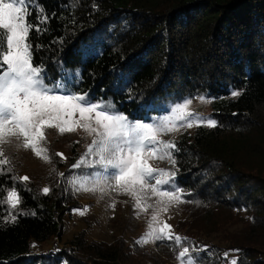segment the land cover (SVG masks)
Masks as SVG:
<instances>
[{
  "label": "trees",
  "instance_id": "trees-1",
  "mask_svg": "<svg viewBox=\"0 0 264 264\" xmlns=\"http://www.w3.org/2000/svg\"><path fill=\"white\" fill-rule=\"evenodd\" d=\"M32 7L29 23L39 22L41 8L48 17L29 37L45 84L70 72L74 95L112 104L131 122L151 123L185 99L208 101L216 126L173 140L176 163L167 169L176 171L185 207L175 228L187 240L165 242L175 259L184 248L199 255L196 264H264V0H37ZM50 160L48 194L3 166L0 198L15 190L20 203L0 206V264H120L150 249L88 239L82 230L43 253L77 205L62 180L70 168L58 175L75 157ZM145 255L143 264H158Z\"/></svg>",
  "mask_w": 264,
  "mask_h": 264
},
{
  "label": "snow or ice",
  "instance_id": "snow-or-ice-1",
  "mask_svg": "<svg viewBox=\"0 0 264 264\" xmlns=\"http://www.w3.org/2000/svg\"><path fill=\"white\" fill-rule=\"evenodd\" d=\"M36 3L37 0H0V157L3 144L14 140L17 148L30 149L37 157L50 162L47 149L41 146L46 140L45 131L54 128L63 135L82 130L92 140L71 167L85 171L73 176L69 183L76 190L105 193L111 189L127 194L141 212L157 209L145 233L136 240L137 244L174 240L175 245H179L186 241V237L173 234L171 226L159 220L160 212H167L171 205L183 202V193L174 183L176 171L153 168L149 162L167 159L173 166L176 163L173 157V151H178L175 142L159 139L162 134L193 126L215 127L216 121L189 111L192 101L185 99L183 103L170 106L167 116L152 123L131 122L126 116L115 114L112 104H94L86 93L71 94L67 86L73 78L70 72L52 86L45 84V69L34 66L33 45L29 43L33 29L40 32L48 19L41 8L39 22L29 23L28 17L36 11L32 5ZM79 79L77 71L76 80ZM231 95L237 97L241 93L233 91ZM204 99L200 97L202 103ZM56 155L63 158L61 153ZM8 163L6 158L0 159V173ZM17 179L27 181L29 178ZM151 180L155 182L149 183ZM3 191L0 187V192ZM42 191L48 194L50 189ZM152 197L156 198L155 205L147 202ZM19 203V193L15 190L8 191L6 199L0 198V206L7 204L10 211ZM15 219L11 216L8 222H15ZM191 251L206 252L208 248ZM177 259L180 264H196L200 256L193 257L190 249L184 248Z\"/></svg>",
  "mask_w": 264,
  "mask_h": 264
},
{
  "label": "rangeland",
  "instance_id": "rangeland-1",
  "mask_svg": "<svg viewBox=\"0 0 264 264\" xmlns=\"http://www.w3.org/2000/svg\"><path fill=\"white\" fill-rule=\"evenodd\" d=\"M73 80H75V77L72 78V81ZM71 94L73 93L71 92ZM190 100L192 103L188 110L203 114L207 117L210 111L208 101L204 99L202 103L200 98ZM92 103L97 104L95 102ZM115 114L122 115L117 111H115ZM168 114L169 112L167 114H162L160 117L153 119L152 122ZM194 127L195 126L192 128H181V130L177 132L162 134L159 139L166 142L173 141L180 134L193 131ZM45 136L46 140L41 142V146L47 149L49 156H52V153L55 155L57 153L63 154V158L56 155L60 158L62 164L63 162H67L72 156L75 157L73 164H76L85 151V145L91 143L92 140V138L87 137L82 130L61 135L58 134L56 129L50 128L45 131ZM15 143L16 142L13 140L12 143L3 144V156L0 157V159L6 158L9 161L8 164H10L21 177L27 176L30 180L39 183L42 189L47 188L45 181L52 169L51 160L50 162H45L41 157H37L30 149L25 150L23 148H17ZM149 163L153 168L157 169L168 170L167 168L170 167V163L167 159H154L150 160ZM72 165H62L58 168V171L59 173H64L65 170L70 168V170H68V176L63 177L62 180L66 190L70 191L69 193L74 202H76V208L67 211L63 221V234L55 236L49 242L41 245L40 250L44 253L52 247V244L58 247L65 246L78 231L82 230H85L88 239L107 243L113 242L117 238H122L128 244L138 240L145 233L147 224L151 220L153 212L157 209L149 208L141 212L133 206L134 200L129 195L117 193L111 189L105 193H101L98 190L95 192L76 190L75 186L69 183V181L73 176L83 173L85 169H73L71 167ZM154 182V180L149 181V183ZM89 187H91V185H89ZM165 187L171 190L170 186L166 185ZM147 202L155 205L156 198L152 197ZM113 204L115 205L114 207L110 206ZM80 213H83V215ZM137 213H139V215H137ZM184 213L185 207L182 206L181 203L173 204L169 207L167 212H160L159 220L170 225L172 233L177 235L178 231L175 228L176 223L179 218L183 217ZM159 226H162V224ZM143 245L150 248H145L147 250L146 253L145 251L139 252L138 256H143L144 258L141 257L140 259V257L137 256L125 263L121 261L120 264H143L144 262L142 261L150 258L145 255L147 253L155 255V261H157L158 264H180V261L175 259L176 253L170 250L165 241L150 242Z\"/></svg>",
  "mask_w": 264,
  "mask_h": 264
}]
</instances>
